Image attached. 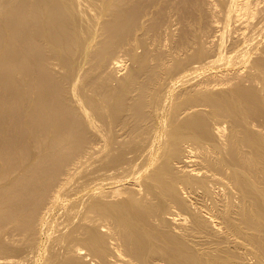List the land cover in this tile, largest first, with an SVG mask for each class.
<instances>
[{"label": "bare ground", "instance_id": "obj_1", "mask_svg": "<svg viewBox=\"0 0 264 264\" xmlns=\"http://www.w3.org/2000/svg\"><path fill=\"white\" fill-rule=\"evenodd\" d=\"M143 1L145 3V0ZM235 1L236 3L238 2L237 0ZM118 2L119 0H0V149L2 145L4 149L7 148L9 151V149L16 148L18 144L22 148L29 141L31 132L36 133V130H33L30 125L37 118V123H39L37 125L38 129L42 133L43 131L47 132L42 134V136H46L43 140L41 134V138L40 136L38 138V141L41 142L42 140L44 142L42 146L48 144L66 149L70 145H75L80 139V135L84 134L82 132H85L84 126L88 122L90 124L89 127L92 126L93 128L94 134L98 133L99 135L100 133L101 136V133H103L104 136L107 135L103 139L105 144L112 149H114L115 145L119 147L128 145V148L131 146L130 149L132 151V153L128 154H132L129 159L126 157L119 162L115 159L117 153H113L114 156L112 157L107 155L108 157L104 158L109 170L108 173L106 172V181L108 178L107 182L118 181L119 183L117 182L116 185H111L110 183V185L108 184L109 186L103 183L99 190H96L98 186L95 188L91 200L88 198L87 204L84 201L86 208L81 212L78 221L72 225H68L67 223L69 229L65 232L63 231V235L57 238V243L58 239H60V244H58L59 246L61 245L60 249L57 246V250L55 249L53 252L51 250L52 256L47 257L50 263L46 262L49 264H250L253 261L249 260L251 261L249 263L247 258L249 257L248 254L251 253L256 259L255 263L258 262L256 264H264V55H262V52L259 55L252 48L253 45L250 47L254 51L250 52V55H253L251 53L254 52L258 55H253L255 57H252L253 59L248 60V62H245L247 60L245 58V61L242 60L243 64H241L242 61L239 62L238 60L240 65L236 61L237 57L236 60L234 56L232 58L233 53L232 55L228 53L230 54L229 58L228 54L226 55L228 59L223 64L221 63L224 57L223 54L219 56L218 53V58H216V55L214 57L213 54L206 55L207 57H204V60L201 56V60L192 61L186 67V64L182 65L179 69L177 67L178 71L174 76H170L166 72L169 78L167 80L164 79L165 81H161V78L157 76L151 90L147 88L148 86H145L147 84H144L143 81L138 80L136 82L138 79V76H136L137 72L132 70L129 72V75L126 74L120 79L118 77L121 73H118L119 76L115 73L113 76L112 73L113 78L119 79L118 82L112 84L113 82H109L110 74H108L109 77L102 74V77L99 78L98 72H96L98 68L95 69L94 67L95 64L96 67H99L106 59L108 62L109 57L107 56L109 54H106L108 52H103L107 48L105 45L109 44L111 40L114 42L118 38L120 39V36L126 35L131 28L129 25L131 13H133L135 7L134 1L126 0L121 3L120 0V4ZM216 3L214 4L216 5ZM240 3V7L236 4V10L238 7L247 8L248 2L246 0H243L245 6H242V1ZM233 5L234 7L236 6L235 4ZM141 7L139 8L140 10H142ZM253 7L256 6L254 5ZM213 9L212 11H215ZM252 9L253 11L251 12H257L254 10L255 8ZM150 10L152 9H148L142 15L146 16L144 18L141 17L139 29L144 28L145 20L152 14ZM233 11L232 14L236 17H232L234 19L237 18L235 20L238 21L239 17L237 15L242 14V12L240 14L236 12V15L235 11ZM197 12L199 11L197 10ZM261 13L258 15H260L259 19L262 21ZM101 18L106 23L103 31L105 35L103 37L102 31H100L101 37L97 34L99 32H96L97 24ZM245 18L242 17L243 20ZM253 18L256 19L255 14ZM242 19L240 18V21H243ZM103 21H101L102 24ZM240 21L238 22L239 25ZM245 21L242 22L243 26L249 20L246 21V24ZM251 22L252 19L250 20ZM258 24H260V21ZM262 24L264 25V23H261L260 28H264ZM208 26L206 27L208 28ZM173 27L178 28V25L177 27ZM235 27L233 26V29ZM174 28L170 31L172 34L176 30ZM244 28L246 30V27ZM131 29L133 30V27ZM243 29L240 28V30ZM254 29H256L257 33V28L255 27ZM262 30L264 31V29ZM250 31L248 29V33ZM263 31L259 30V32ZM135 33L139 34L137 31ZM140 33L143 32L140 31ZM210 33L213 34L212 32ZM136 34L134 36L135 39L131 38V43L132 40L139 41L141 38L139 37L140 34ZM206 35L208 36L207 33ZM244 35L246 36L245 33L240 36ZM97 36L101 39L99 40ZM254 36L256 35H253L252 38ZM239 37H237L238 40L240 39ZM248 40L251 41L252 39L248 38ZM230 41L232 40L230 39ZM93 44H95V47ZM132 45L130 44L129 46L128 44V47L132 51L133 58H136L141 54ZM249 45L251 44H248L247 50L250 49ZM257 45L254 48L257 49ZM263 45L264 43L260 44L262 48H264ZM201 46L199 47L201 48ZM231 46L233 47L232 42ZM98 48L102 52H96L99 50ZM240 48L238 49L239 52L245 49V47L242 50ZM262 48L258 49L263 51ZM189 50L191 51V48ZM197 50L199 49L197 48ZM89 51H94L93 54L91 52V57L88 56L91 54H87ZM175 51L179 50L176 48ZM214 51L216 50L214 49ZM83 52H86V55L85 53L84 55L87 56L85 57L87 59L88 57L93 59L96 56L99 59L95 58L96 61L93 59L92 64L90 62L91 59L88 61L79 55H83ZM191 52L190 54L193 55L194 53ZM243 52H240V54L243 55ZM51 55L57 57L67 68L64 72L61 71L62 73L60 74H63L64 78L69 80V90L67 91L66 89L67 92H64H69L68 96L63 94L62 91L61 94L59 93L61 87H59L57 77L55 80L53 75L55 72H52L50 75L49 67L47 68V66L46 72L48 69V75L46 72L45 74L42 72L45 69L39 70L41 66L45 68L42 62L49 64L47 60L49 61V58L53 57ZM81 57L84 58L83 61ZM193 57L195 58V56ZM240 57L243 58L241 55ZM113 58L114 60L112 59L111 62H114V64L109 69L114 66L118 68L124 62H121L122 57L115 59L114 56ZM161 58L163 59V57ZM161 63H159L160 67ZM168 63L171 64L170 61ZM181 63L182 61H179L176 65L180 66ZM215 63H219L222 66L224 63H228L230 67L227 68V65L225 66L226 68L223 67L225 69L218 67L219 70L216 71L211 69L213 72L209 71L208 68L207 71L209 72L204 69L202 73L200 70L196 72L198 74L197 78L192 79L194 71L202 67L204 68V66H215ZM33 66L37 67L33 68ZM171 66L173 65L171 64ZM149 67L151 68V66ZM156 68H159V66H156ZM162 68V71L159 73L160 77L164 76L166 71L165 67L164 69ZM215 69H217V66ZM55 74L57 76V72ZM178 80L180 81L179 84L181 83L183 86L180 87L182 88L181 91L180 88L178 91L175 90ZM182 80L187 83L181 82ZM176 92L177 97L174 95ZM20 107L22 108V112L17 121L15 118L18 115L19 111L17 110ZM77 110L83 113L85 117L83 119L87 121L83 120L84 124H86L82 127L83 123L78 125L81 122L79 119L81 115ZM144 117L145 119L148 117L151 122H147V133L144 132V129V133L138 131L143 128ZM15 121L24 128L23 134L25 136L22 134V137L17 138V133H15V130L19 128L17 126H15L16 129L14 128L15 130L9 129V127L13 128ZM35 126L36 124L33 126L34 129ZM2 129H4V133H1ZM10 130L13 133H9ZM39 130L38 132H40ZM53 131L56 133H52ZM57 135L60 136V139H57ZM165 137L167 138L165 139ZM33 138L31 137L30 142ZM85 144L87 145V142ZM40 146L37 145L36 149ZM117 146H115V152ZM24 150L26 151V149ZM28 150L30 152L31 149ZM83 150H80V152ZM126 150H124L125 153ZM100 151L102 152V149ZM29 152L27 151V154ZM105 152L107 154L106 150ZM54 153L55 151H53ZM111 154L112 151L110 152ZM36 155L38 159L42 155L44 161L27 163L20 168L22 172L28 173V175L26 173L28 180H26L24 185L23 183L21 185L20 182V185H18V181L21 179L20 175L17 178L15 175V177H9L6 181L0 180V215L2 213L6 215L5 220L11 219L9 222L11 221L13 225L9 229L15 227L19 230V228L23 229L20 227L22 226L28 237L31 236L30 233L34 230L31 228L32 230L28 234L30 224L33 221L32 211L38 209V203L41 200L43 201L44 194L48 193L46 180L54 177V168L49 174L50 170L48 167L49 176L46 175L45 177L46 167L44 165L48 161H53V157L47 152L45 154L37 152ZM29 156H26V158ZM120 157H118V160ZM139 158H142L141 161H139ZM102 163L104 164V162ZM93 165L95 164L93 163ZM148 165L150 167L152 165L153 167H151L149 172H143ZM96 166L98 167V165ZM91 168H89V171ZM100 169L102 168L100 167ZM104 169L106 168L103 167ZM59 170L58 172L60 173ZM6 171L4 172L3 170L2 172L6 173ZM12 172L10 173L12 174ZM131 172L142 174L139 177L134 176L133 178H129ZM3 173H0V177ZM101 173H98V176ZM21 175L24 176V173ZM4 176L6 177L5 174ZM95 176L100 180L97 175ZM123 177L127 179L120 186V179H123ZM104 180H101L100 183L104 182ZM97 181H94L95 184ZM61 187L65 188L64 185ZM60 188L56 189V194L53 193L54 197L56 195L60 196ZM62 191L64 190L62 189ZM23 196L25 202L21 201L24 200L21 198ZM46 196H49V193ZM87 196L89 197V195ZM45 198L47 199L48 197ZM67 208L69 209L68 206ZM75 213L77 214V212ZM37 216L39 217V215ZM67 219L70 218L68 217ZM27 221H29L28 225H26ZM35 221L37 222V220ZM72 221H75V217ZM34 224L33 227L36 226ZM13 236L15 237V234ZM14 237L13 239H15ZM8 247L10 245H6V241L0 242L1 253L4 252L2 250ZM6 250L7 252L9 251V249ZM250 257L252 256L250 255ZM7 258L9 256L4 260L8 261L6 260ZM0 259L4 264L3 257Z\"/></svg>", "mask_w": 264, "mask_h": 264}, {"label": "rangeland", "instance_id": "obj_2", "mask_svg": "<svg viewBox=\"0 0 264 264\" xmlns=\"http://www.w3.org/2000/svg\"><path fill=\"white\" fill-rule=\"evenodd\" d=\"M118 1V0H117ZM126 0H121V3H123V2H125ZM131 1H134V6L136 7H134V10H133V13H131L132 15H131V18H130V27L132 28L133 27V30L130 28V30L128 31V33L126 34V35H122V36H120V39H119V41H118V39L117 40H115L114 42L111 40L110 42H109V44L107 43V45H105V46H107V48H105V50L103 51V52H108V53H106V54H109L107 57H109L108 58V62H107V59H106V61L101 65H99V67H96V64H95V69L96 68H98L97 70H96V72H98V77L100 78V77H102L101 75L103 74V75H105V76H108V74H110V77H109V82L111 83V82H113L112 84H115V82H118L119 81V79L121 78V77H123V76H125L126 74H128L129 75V72L132 70V71H136L137 72V75L136 76H138V79H137V81L136 82H138V80L139 81H143V83L145 84H147V85H145V86H148L147 88H149V90H151V88H152V85L154 86V81H156V79H157V76H159L158 78H161V81H163L164 79L165 80H167L169 77V75L171 76V75H175L176 73H177V67H178V69L179 68H181L182 67V65H184V64H186L185 65V67L186 66H188L192 61L194 62L195 60H201V58L204 60L208 55H211V54H213V56L214 55H216V58H218V55L220 56L221 54H223L224 55V57L222 58V61H221V63L223 64V62H225V60L226 59H228L229 57H230V54L232 55V53H233V55H232V58H233V56L235 57L234 59L236 60L237 58V62H238V60H239V62H241L242 60L243 61H245V58L247 59L245 62H248V60H252L256 55H260L261 54V52H262V55H264V48H262V46H260V44L262 45V43H264V37H262V36H264V31L262 30V29H264L262 26V28H260V24L261 23H264V0H253V1H251V0H246L247 2H248V6H247V8L245 7V9H244V7H241V8H239L241 5H239V4H241L240 2L242 1V3H243V0H237L238 2L236 3V1L235 0H145V3H144V1L143 0H131ZM137 1V2H136ZM211 1V2H210ZM218 1V2H217ZM219 1H220V5H219ZM142 2V3H141ZM177 2V3H176ZM186 2V3H185ZM210 2V3H209ZM217 2V3H216ZM223 2V3H222ZM225 2V3H224ZM233 2V3H232ZM119 4H120V0H119V2H118ZM139 3V4H138ZM169 3V4H168ZM172 3V4H171ZM214 3H216V5L214 4ZM149 4V5H148ZM181 4V5H180ZM233 4H237L239 7H238V11L236 10V7H237V5L234 7V5ZM258 4H259V6H258ZM139 5V6H138ZM142 7H141V6ZM169 5V6H168ZM187 5V6H186ZM220 6V8H222L221 10H220V8H219V6ZM222 5V6H221ZM232 5H233V7H232ZM256 6V7H253V6ZM150 6V7H149ZM178 6V7H177ZM242 6H245L244 5V3L242 4ZM261 6H262V8H263V10H262V8H261ZM142 8V10H140L139 8ZM144 7V8H143ZM149 7V8H148ZM182 7V8H181ZM190 7V8H189ZM257 7H259V8H257ZM147 8V9H146ZM213 8H215V9H213ZM252 8H255L254 10L255 11H257V12H251V11H253V9ZM135 9H136V11H135ZM139 9V10H138ZM148 9H152V10H150L151 12H152V14L150 15V16H148V18L145 20V22L147 23H145L143 26H144V28L143 29H139V22H140V20H142V18L141 17H145V16H142L143 14H145V12H147V10ZM164 11H163V10ZM212 9L213 10H215V11H212ZM218 10V12H217V10ZM251 9V10H250ZM257 9V10H256ZM146 10V11H145ZM185 10V11H184ZM186 10H187V13H186ZM189 10V11H188ZM197 10L199 11V12H197ZM200 10H202V11H200ZM229 10V11H228ZM235 12H234V11ZM241 10V11H240ZM244 10V11H243ZM134 11H135V13H134ZM170 11V12H169ZM180 11V12H179ZM209 11V12H208ZM232 11L234 12V13H238V14H240L241 12H242V14H240V15H237V13H236V15L239 17L238 18V21H236L237 20V18H233V17H236V16H234L233 14H232ZM240 11V12H239ZM263 13H261V12ZM142 12V13H141ZM144 12V13H143ZM191 12H192V14H191ZM244 12V13H243ZM249 12H251V13H249ZM258 12H260L261 13V18H263V20L261 21V19H259L260 18V15H258V14H260V13H258ZM136 13H137V15H136ZM172 13V14H171ZM200 13V14H199ZM209 13H210V15H209ZM228 13V15H226ZM253 13V14H252ZM256 13H258V14H256ZM160 14H161V16H160ZM191 14V15H190ZM215 14H216V17H215ZM252 14V15H251ZM254 14H255V16H256V19L255 18H253V16H254ZM158 15V16H157ZM186 15V16H185ZM218 15H219V17H218ZM222 15V17H220ZM247 15H248V18H247ZM249 15H251V16H249ZM258 15V16H257ZM154 16V17H153ZM167 16V17H166ZM208 16V17H207ZM233 16V17H232ZM241 16V17H240ZM134 17V18H133ZM177 17V18H176ZM181 17V18H180ZM198 17V18H197ZM242 17L243 18H245V20L246 21H248L249 22V24H248V22H247V24H246V21L245 20H243L242 19ZM252 17V18H251ZM257 17H258V20L260 21V24H258L259 23V21L257 20ZM105 18H106V16H105ZM155 20H154V19ZM157 18V19H156ZM183 18V19H182ZM222 19V21H221V19ZM240 18L243 20V21H240ZM250 18V19H249ZM103 18H101V20H99V22H98V24H97V30H96V32H99V33H97L100 37H101V32L100 31H102V37L105 35L104 34V28H105V24L106 23H104V21L102 20ZM107 19V18H106ZM106 19H105V22H106ZM192 19V20H191ZM218 19V20H217ZM252 19V22L250 23V20ZM255 19V21H253ZM135 20H136V22H135ZM154 20V21H153ZM185 20V21H184ZM200 20V21H199ZM225 20V21H224ZM101 21H103V24L101 23ZM156 21V22H155ZM163 21H164V23H163ZM196 21V22H195ZM213 21V22H212ZM233 21V22H232ZM240 21V25H239V22ZM245 21V24L246 25H244L243 26V23L242 22H244ZM161 22V23H160ZM173 22V23H172ZM176 22H177V24H176ZM210 22V23H209ZM258 22V23H257ZM172 23V24H171ZM182 23V24H181ZM197 23V24H196ZM199 23V24H198ZM232 23V24H231ZM234 23V24H233ZM253 23V24H252ZM257 23V24H256ZM100 24H102L101 26H100ZM160 24V25H159ZM171 24V25H170ZM174 24V25H173ZM221 24V25H220ZM241 24H242V26H241ZM251 24V26H249ZM256 24V25H255ZM148 25V26H147ZM177 25H178V28H174L173 26H176L177 27ZM183 25V26H182ZM187 25V26H186ZM205 25V26H204ZM208 25H210V26H208ZM212 25V26H211ZM235 25H236V27H235ZM239 25V27L241 28V29H243L244 27H246V30H240V28L239 27H237ZM247 25H248V29L249 30H251L249 33H248V29H247ZM254 25H255V27L257 28V33H256V29H254L255 27H254ZM257 25H259L258 27H257ZM263 25V24H262ZM146 26H147V28H146ZM150 26V27H149ZM152 26V27H151ZM163 26V27H162ZM183 28H182V27ZM206 26H208V28L206 27ZM233 26L235 27L234 29H233ZM264 26V25H263ZM136 27V28H135ZM170 27H171V29H170ZM205 27V28H204ZM252 27H254V28H252ZM138 28V30H136ZM167 30H166V29ZM172 28H174V29H176L175 30V32L172 34L170 31L172 30ZM185 28V29H184ZM204 28V29H203ZM210 28V29H209ZM230 28V29H229ZM237 28V29H236ZM103 29V30H102ZM145 29V30H144ZM160 29H161V31H160ZM180 29V30H179ZM213 29V30H212ZM261 29V31H263V32H259V30ZM165 30V31H164ZM191 30V31H190ZM202 30V31H201ZM210 30V31H209ZM221 30V31H220ZM139 32V34H140V36L139 37H141L140 39H139V41H133L132 40V43H131V38L133 39L134 38V36H135V32ZM140 31L141 32H143L144 33V35H146V36H144L143 35V33H140ZM167 31V32H166ZM204 31V32H203ZM239 31H243V32H239ZM247 33H246V32ZM203 32V33H202ZM210 32H212L213 34H211ZM216 32V33H215ZM239 32V33H238ZM254 32H255V34H254ZM163 33V34H162ZM169 34V36H168V34ZM204 33H205V35H204ZM206 33L208 34V36L206 35ZM227 34V36H226V34ZM241 33H245L246 34V36H247V38H246V36L244 35V36H240V35H243V34H241ZM261 33V34H260ZM96 34V35H97ZM139 34H136V35H139ZM167 34V35H166ZM172 34V35H171ZM222 34V35H221ZM128 35V36H127ZM133 35V36H132ZM215 35H217V36H215ZM231 35H232V38H231ZM237 35V36H236ZM240 37H239V36ZM253 35H256V36H254L253 38H252V36ZM127 36V37H126ZM226 36V37H225ZM130 39H129V38ZM197 37V38H196ZM237 37H239L240 39L238 40V38ZM244 37V38H243ZM261 37V38H260ZM97 38H99L98 36H97ZM122 38V39H121ZM193 38H194V40H193ZM241 38H243V39H241ZM248 38L249 39H252L251 41L253 42H251V41H249L248 40ZM256 38V39H255ZM262 38H263V40H262ZM101 38H99V40H100ZM135 39V38H134ZM185 39V40H184ZM198 39V40H197ZM224 39V40H223ZM230 39L232 40V41H230ZM246 39V40H245ZM255 39V40H254ZM258 39H260L259 41H258ZM98 40V39H97ZM98 40V41H99ZM130 40V41H129ZM195 40H196V43H195ZM205 40V41H204ZM233 40H235V41H233ZM257 40V41H256ZM97 41V42H98ZM118 41V42H117ZM122 41H123V43H122ZM158 41V42H157ZM187 41V42H186ZM189 41V42H188ZM199 41V42H198ZM211 41H213V42H211ZM215 41H216V44H215ZM218 41V42H217ZM227 41V42H226ZM238 41V42H237ZM243 41H245V42H243ZM256 41V42H255ZM260 41H262V42H260ZM134 42V43H133ZM177 42V43H176ZM187 44H186V43ZM211 42V43H210ZM231 42H232V45H233V47L231 46ZM237 42V43H236ZM250 42V43H249ZM255 42V43H254ZM259 42V43H258ZM193 43V44H192ZM236 44V46H235V44ZM243 43V44H242ZM251 44V45H249V50H247L246 49V47L248 46V44ZM120 44V45H119ZM128 44H129V46H130V44L136 49V51L138 52V53H140L141 55L140 56H138V57H136V58H133V54H132V51L130 50V47H128ZM196 44V45H195ZM203 44H205V45H203ZM207 44V45H206ZM212 44V45H211ZM213 44H214V46H213ZM242 44V45H241ZM245 44V45H244ZM247 44V45H246ZM258 44V45H257ZM94 45V47H95V44H93ZM176 46V48H177V50H179V51H175L176 50V48H175V46ZM185 45H187V47H185ZM193 47H192V46ZM202 45V46H201ZM211 45V46H210ZM218 45V46H217ZM227 45V46H226ZM254 45V46H253ZM255 45H257L258 47H257V49L258 48H262L263 49V51L262 50H260V49H256V48H254L255 47ZM96 46H98V45H96ZM178 46H179V48H178ZM189 46H191V47H189ZM199 46H201V48L199 47ZM204 46H205V48H206V50H205V48H204ZM250 46H253L252 48L253 49H255V51H257L258 52V54H255V52L254 53H251V54H253V55H255V56H253V55H250V52H252V51H254ZM181 47H182V49H181ZM185 49H184V48ZM195 47H196V49H195ZM212 47V48H211ZM240 47H242V48H240ZM245 47V49H243ZM263 47H264V45H263ZM119 48H121V49H119ZM191 48V51L189 50ZM197 48L200 50H197ZM218 48V49H217ZM220 48V49H219ZM237 48V49H236ZM243 49L242 51H240V52H243V55L245 54V56H243L242 54H240V52H239V50L238 49ZM99 49V48H98ZM167 49V50H166ZM169 49V50H168ZM172 49V50H171ZM174 49V50H173ZM187 49H188V51H190L191 53H194L193 55L192 54H190V52H188L187 51ZM194 49H195V51H194ZM210 49V51L208 52V50ZM214 49L216 50V51H214ZM232 49V50H231ZM81 50V49H80ZM79 50V52H81ZM97 50V49H96ZM107 50V51H106ZM183 51V52H181V51ZM228 50V51H227ZM260 50V51H259ZM98 51H100V52H102V50H97L96 52H98ZM111 51V52H110ZM127 51V52H126ZM130 51V52H129ZM206 51H207V53H206ZM78 52V53H79ZM92 52V54H93V52L94 51H91ZM91 52L89 51V52H87V54L89 53V54H91ZM96 52L94 53L95 54V56H96ZM112 52H113V54H112ZM129 52V53H128ZM170 52V53H169ZM174 52V53H173ZM180 52V53H179ZM185 52V53H184ZM249 54H248V53ZM52 53V52H51ZM84 53H85V55H86V52H83V55L82 54H79V55H81V56H83L84 58L85 57H87V56H85L84 55ZM104 53V54H105ZM172 53V55H170ZM180 55H179V54ZM219 53V54H218ZM228 53H230V54H228ZM54 54V53H53ZM92 54L91 55H88L89 57H91L92 56ZM168 54V55H167ZM183 54V55H182ZM187 54H189V55H187ZM218 54V55H217ZM228 54V58H227V55ZM237 54H240L243 58H241L240 57V55H237ZM98 55V54H97ZM118 55V56H117ZM174 55V56H173ZM205 55V56H204ZM207 55V56H206ZM248 55H249V57H248ZM51 56H53V55H51ZM100 56V55H99ZM103 56V55H102ZM115 56V59L117 58L118 59V57L119 58H121L122 60H121V62H123L121 65H122V67H121V65H119L118 66V68L117 67H113V68H110L109 69V67H112V65L114 64V62H111L112 61V59L114 60V57ZM142 56V57H141ZM173 58V60H172V58ZM193 56H195V58L193 57ZM202 56V57H201ZM83 57H81V59H82V61L84 60V58ZM88 57V59L87 58H85V59H87L88 61L91 59V58H89ZM94 57V56H93ZM106 57V58H107ZM124 57V58H123ZM139 57H141L140 59H137V58H139ZM161 57H163V59L161 58ZM205 57V58H204ZM215 57V56H214ZM237 57V58H236ZM248 57V58H247ZM253 57V58H252ZM53 58V59H52ZM95 58H97V59H99V57H95ZM95 58H93L95 61H96V59ZM100 58H101V56H100ZM111 58V59H110ZM164 58H166V59H168V60H164ZM198 58V59H197ZM81 59H80V61H81ZM93 59H91V63H92V61H93ZM110 59V60H109ZM182 59V60H181ZM58 60V61H57ZM87 60H85V62H87ZM141 60H143V61H141ZM161 60V61H160ZM164 60V61H163ZM50 61V62H49ZM49 61L47 60V62L50 64H45L44 62H42V65H44L45 66V68L43 67V66H41V64H39L40 66H41V68H39V70L41 71L42 69L44 70L45 69V71H42L44 74H45V72H46V66H47V68L49 67V71H50V75H51V73L52 72H57V76H56V74L54 73L53 75H54V77H55V80H56V77H57V82L59 83V87H61L60 89H59V93L61 94V91H62V93L63 94H65L66 96H68L67 94L69 93H64V92H67L68 90H69V80L68 79H66V78H64V75L63 74H60V73H62V72H64L65 71V69L67 70V68H65V66L59 61V59L57 58V57H50L49 58ZM52 61V62H51ZM98 61V60H97ZM110 61V62H109ZM170 61V63L173 65V66H171V64H169L168 62ZM179 61H182V63H181V65L180 66H178V65H176ZM243 61L241 62V64H243ZM99 62V61H98ZM155 62V63H154ZM156 62H157V65H156ZM162 62V63H161ZM238 62V63H239ZM159 63H161L162 65H164V66H162L161 65V67H160V65H159ZM93 64V63H92ZM106 64H108L107 66H106ZM111 64V65H110ZM188 64V65H187ZM49 65V66H48ZM127 65V66H126ZM143 67H142V66ZM153 65V66H152ZM170 65V66H169ZM174 65H175V67H174ZM227 65V68L228 67H230V65H228V63H224V65L222 66V65H219V63H215V66H204V68L202 67L201 69H197V71H194V74H192L193 75V78L192 79H196L197 78V76H198V74L196 73V72H198V71H202V73H203V71H204V69H205V71H207V68H208V70L209 71H211V69L212 70H214V71H216V70H219V68L221 67V68H223V67H225ZM239 65H240V63H239ZM39 66V67H40ZM63 66V67H62ZM98 66V65H97ZM106 66V68H104ZM149 66H151V68L149 67ZM156 66H159V68H156ZM216 66H217V69H215L216 68ZM232 66V65H231ZM35 67H37V66H33V68H35ZM61 67V68H60ZM102 69H101V68ZM127 67V68H126ZM153 67V68H152ZM154 67H155V70H154ZM163 67V68H162ZM164 67H165V69H166V71H165V75L164 76H162V77H160V72L162 71L161 70V68L162 69H164ZM173 67H174V69H173ZM184 67V66H183ZM209 67H210V69H209ZM211 67H213V68H211ZM219 67V68H218ZM121 70H120V69ZM125 68V69H124ZM149 68V69H148ZM169 68H170V70H169ZM220 68V69H221ZM226 68V67H225ZM225 68H223V69H225ZM93 69V68H92ZM99 69H101V71H99ZM117 69V70H116ZM119 69V70H118ZM203 69V70H202ZM52 70V71H51ZM114 70V71H113ZM151 70H152V72H151ZM158 70H159V72H158ZM62 71V72H61ZM116 71V72H115ZM124 71V72H123ZM173 71V72H172ZM209 71H207V72H209ZM99 72H100V74H99ZM108 72V73H107ZM166 72H168L169 73V75L166 73ZM170 72H172V74H170ZM211 72H213V71H211ZM47 75H48V69H47ZM112 73H113V76H114V73L117 75V76H119V74L121 73V75L118 77L119 79L117 80L116 78H113V76H112ZM119 73V74H118ZM157 73V74H156ZM191 73H193V72H191ZM43 74V75H44ZM156 74V75H155ZM100 75V76H99ZM82 76V75H81ZM116 76V77H117ZM150 76V77H149ZM59 77V78H58ZM153 78H155V79H153ZM58 79H59V81H58ZM65 79V80H64ZM104 79V78H103ZM149 79H150V81H149ZM191 79V80H192ZM117 80V81H116ZM153 80V81H152ZM164 80V81H165ZM65 81H67V82H65ZM145 81V82H144ZM152 81V82H151ZM151 84H150V83ZM179 80L176 82V87L178 86V88L176 89V87H175V90L176 91H178V89L180 88V87H183L182 86V84L180 83L179 84ZM181 82H184L183 80L181 81ZM153 83V84H152ZM184 83H187V82H184ZM61 84V85H60ZM117 84V83H116ZM178 84V85H177ZM68 87V88H67ZM63 89V90H62ZM66 89H67V91H66ZM181 89L182 88H180V91H181ZM175 90H174V92H175ZM179 94H182V93H180V92H178ZM178 94V95H179ZM64 95V96H65ZM174 95H176L175 97H177V92L176 93H174ZM66 96H65V98H66ZM179 97V96H178ZM67 99V98H66ZM175 105V104H174ZM74 107V106H73ZM22 108L20 107L17 111H19L18 112V115L16 116V118H15V120H17L18 121V119H19V117H20V115H21V112H22V110H21ZM76 110V109H75ZM77 112H79L78 110H77ZM79 114L81 115V117L79 116ZM79 114H78V116H79V119H80V123L78 124V121H77V124L78 125H81L82 123V125H81V127L82 126H84L85 124H84V121L83 120H85V119H83V118H85L84 116H83V113L80 111L79 112ZM148 119V117L145 119V117L143 118V128H141V129H139L138 131H141V133H147L146 132V128H147V126H148V123L147 122H150L149 121V119ZM37 118L34 120V122L32 121V124L30 125V127L31 128H33V130H36L35 132V134H34V132L32 131L31 133V137L33 138L32 140H31V142H30V139H31V137L29 138V141H27L25 144H24V146H22V148H21V146L18 144V145H16V148L14 147V149H16L15 151H14V149H9V151L7 150V148L6 149H4L3 147H2V145H1V149H3V150H1L0 149V155L1 154H3V155H1L0 156V158H1V160H0V173H3L2 171L4 170V172L6 171V173H3L2 174V176L0 177V180L1 181H6V180H8L9 179V177H12V176H16V178H17V176H19L20 175V177H21V179L18 181V185H20L19 184V182L21 183V185H22V183H23V185L25 184V182H26V180H28V177H27V175H28V173H27V175H26V173L25 172H22L21 171V166L22 165H24V164H27V163H33L34 161L35 162H38V161H44V159H42V155H40V158L38 159V158H36L37 157V155H36V153L37 152H41V153H49V155L50 156H52L53 157V161H48V163H45L44 165H45V167H46V174H45V177H46V175H48L49 176V174L51 173V171H52V169L54 168V177L56 178V180H55V178L54 177H52L50 180H46V182H47V189H48V193H49V196H46V194L48 195V193L46 192V194H44V196L45 197H48L47 199L45 198H42L43 199V201L41 200V202L40 203H38V209H36V211L34 210V211H32V218H33V221H35V220H37V222L35 221V222H31V224H30V230H28V234L30 233V231L32 230L31 228H33L34 230H32V233H30L31 234V236L30 237H28V235L25 233V231L23 230L24 229V227H22V226H20L21 228H23V229H20L19 228V230H18V228H15V227H12V229L10 228L9 229V227L11 226V225H13V223L11 222V224H10V222H9V220H11V219H9V218H6V219H9V220H5V217H6V215H4L3 213H2V215H0V223H1V225H0V229H1V231H0V242H5L6 241V245L8 244V245H10V247H8V248H6V249H9V251L7 252V250L5 249V250H2V251H4V252H2L1 253V250H0V258H2L3 257V260L6 258V257H8L9 256V258H11V259H9V258H7L6 260H8V261H5L4 260V264H49L50 262V260L48 259L49 258V256L51 257L52 256V253H51V250H52V252L56 249L57 250V246H58V248L60 249V246L58 245V244H60V239H58V243H57V238L58 237H60V235H63V233L66 231V230H68L69 229V227H68V225L70 224V225H72V224H74L75 222H77L78 221V219L80 218V214H81V212L82 211H84L85 210V208H86V204H87V202H88V198H90V200H91V198H92V193L95 191V188H97V186H98V188L96 189V190H99V188H101L102 187V185H103V183H104V185H106V186H109L110 185V183H111V185L112 184H115L116 185V183L118 182V181H116V182H107L109 179L107 178V181H106V175H107V173H108V169H107V163L105 162V159L108 157L107 155H109L110 157H112V156H114V154L113 153H117L116 154V157H115V159L119 162V161H122V159L124 160V158H126V157H128V159L130 158V156L132 155V154H130V155H128L129 153H132V151H131V149H130V147L131 146H129V148H128V145H126L127 146V148H126V146L124 147V146H121V147H119V146H117V145H115V146H117L116 147V152H115V146H114V149H112L110 146H108V145H106L105 144V141H104V137L105 136H107V135H103V133H101V136H100V133H99V135H98V133H96V134H94L93 133V128H92V126H90L89 127V125L90 124H88V122L85 120V122H87V125H85L84 126V131L85 132H82V133H84L83 135H80V139L76 142V144L75 145H73V146H69V147H67L66 149L65 148H61V147H59V146H52V145H48V144H46L45 146L47 147V149H46V147L45 146H42V145H44V142L42 141L46 136L45 135H43L42 136V134L43 133H47V132H45V131H43V133H42V131H40L39 129H38V124L39 123H37ZM145 122V123H144ZM34 123V124H33ZM151 123V122H150ZM15 124H17V125H15ZM36 124V126H35V129H34V125ZM145 124H146V126H145ZM3 126V125H2ZM5 126V125H4ZM15 126H17V127H19L18 129H16V127ZM86 126H87V128H86ZM89 127V128H88ZM16 130H15V129ZM6 129V128H5ZM9 129H14L15 130V133H17V138L18 137H22V134L24 133V128L23 127H21L20 126V124L19 123H16V121L14 122V126H13V128L12 127H9ZM20 129V130H19ZM22 129V130H21ZM90 129V130H89ZM143 129L145 130L144 132H143ZM38 130L40 131V132H38ZM150 130V129H149ZM19 132V134H18V132ZM23 131V132H22ZM91 133H90V132ZM138 131H136V133H138ZM4 133V129H2V131H1V133ZM95 132V131H94ZM9 133H13L12 132V130H10V132ZM39 133V134H38ZM52 133H56V132H52ZM140 133V132H139ZM40 134H41V136L43 137L42 138V140H41V142L40 141H38V138H39V136H40ZM88 135V136H84V135ZM24 135V134H23ZM94 135H95V137H94ZM25 136V135H24ZM41 136H40V138H41ZM82 136V137H81ZM83 136H84V138H83ZM91 136H92V139H91ZM98 136V137H97ZM56 137H58L57 139H60L59 137V135H57ZM97 137V138H96ZM101 139H100V138ZM168 137V136H167ZM167 137H165V139L167 138ZM86 138V139H85ZM94 138H96L97 139V141H95L96 139H94ZM107 138V137H106ZM82 139H84V140H82ZM90 139V140H89ZM82 140V141H81ZM101 140V141H100ZM103 140V141H102ZM163 140V139H162ZM32 141H33V143H32ZM84 141H85V143L87 142V145L88 144H90V145H88V147H87V145L84 143ZM91 143H90V142ZM29 144V147H28V144ZM78 143V144H77ZM82 143V144H81ZM94 143V144H93ZM103 143H104V145H103ZM22 145H23V143H21ZM26 144H27V147H26ZM31 144H33V145H31ZM35 144H37L38 146L39 145H41L40 147H37V149H36V146H34ZM97 144V145H96ZM102 144V145H101ZM30 146H31V148H30ZM96 146V147H95ZM26 147V148H25ZM78 147V148H77ZM81 147V148H80ZM93 147H94V149H93ZM123 147V148H122ZM19 148V149H18ZM60 148H61V150H60ZM86 148H89V149H87L86 150ZM105 148V149H104ZM127 150H126V149ZM18 149V150H17ZM24 149H26V151L24 150ZM28 149H31L30 150V152H29V150ZM83 149H85V150H83ZM93 149V150H92ZM102 149V152L100 151ZM123 149V150H122ZM128 149H129V151H128ZM6 151V153H5V151ZM38 150V151H37ZM63 150V151H62ZM80 150H83V151H81L80 152ZM105 150L107 151V154H105L106 152H105ZM110 150V152L112 151V154L110 155V152H108ZM119 150V151H118ZM124 150H126V153H125V151ZM1 151H2V153H1ZM13 151V152H12ZM23 151V152H22ZM27 151L29 152L28 154H27ZM49 151V152H48ZM53 151H55V153L53 154ZM62 151V152H61ZM84 151H85V153H84ZM87 151H88V153H87ZM95 151H96V154H95ZM104 151V152H103ZM123 151H124V153H123ZM17 152V153H16ZM33 152V153H32ZM51 152V153H50ZM65 152H67V153H65ZM78 152V153H77ZM100 152H101V155H100ZM5 153V154H4ZM9 153V154H8ZM25 153V154H24ZM65 153V154H64ZM82 153V154H81ZM8 156H7V155ZM16 154V155H15ZM29 154H31V156H29ZM56 154V155H55ZM59 154V155H58ZM86 154H88V155H86ZM104 154V155H103ZM119 154H120V156H122V157H120L119 156ZM126 154V155H125ZM10 155H12V156H10ZM18 155V156H17ZM33 155V156H32ZM54 155V156H53ZM58 155V156H57ZM63 155V156H62ZM78 155V156H77ZM91 155V156H90ZM96 155H97V157H96ZM102 155H103V157H102ZM106 155V156H105ZM125 155V156H124ZM6 156V157H5ZM14 156V157H13ZM15 156H16V160H15ZM26 156H29L28 158H26ZM35 156V157H34ZM45 156V155H44ZM67 156H68V158H67ZM70 156V157H69ZM85 156H87V157H85ZM120 157L119 158V160H118V157ZM124 156V157H123ZM39 157V156H38ZM56 157H60L59 159L58 158H56ZM76 157H78V158H76ZM90 157V158H89ZM101 157V158H100ZM8 158V160H6ZM23 158H24V162H23ZM32 158V159H31ZM46 158V157H45ZM62 158V160H60ZM65 158H66V160H65ZM80 158V159H79ZM87 158V159H86ZM105 158V159H104ZM13 159H14V162H13ZM25 159H27L26 160V162H25ZM42 159V160H41ZM68 159V160H67ZM75 159H76V161H75ZM100 159V160H99ZM141 159L142 158H139V161H141ZM60 160V161H59ZM85 160H86V163H85ZM88 160V161H87ZM5 163H4V162ZM31 161V162H30ZM79 161V162H78ZM83 161H84V166H83ZM9 162V163H8ZM50 162V163H49ZM102 162H104V164L102 163ZM6 163H7V165H6ZM16 163V164H15ZM19 163V164H18ZM51 163H52V167L50 168V166H51ZM81 163H82V165H81ZM88 163V164H87ZM93 163L95 164V165H93ZM101 163V164H100ZM18 164V165H17ZM47 164V165H46ZM78 164H79V166H78ZM6 165V166H5ZM65 165V166H64ZM96 165H98V167L96 166ZM102 165V166H101ZM106 165V166H105ZM17 168H15V167ZM55 166V167H54ZM69 168H68V167ZM79 168H78V167ZM110 166V165H109ZM47 167H48V169L50 170V172H49V174H48V169H47ZM63 167V168H62ZM75 167V168H74ZM92 167V168H91ZM100 167L102 168V169H100ZM103 167H105L106 169H104L103 170ZM150 167V165H148L147 166V170L145 169L143 172H149L150 171V169H151V167H153L152 165H151V167ZM5 168H6V170H5ZM19 168V169H18ZM57 168V169H56ZM88 168V169H87ZM89 168H91V170L89 171ZM99 170H98V169ZM15 169V170H14ZM58 169H60L59 171H60V173L58 172ZM14 170V171H13ZM73 170V171H72ZM81 170V171H80ZM105 170H107V171H105ZM13 171V172H12ZM62 171V172H61ZM70 171H72V172H70ZM85 171V172H84ZM89 171V172H88ZM91 171H93V172H91ZM96 171V172H95ZM8 172V173H7ZM10 172H12V174L10 173ZM33 172V171H32ZM55 172H56V174L59 176H57L56 174H55ZM65 172V173H64ZM91 172V173H90ZM102 172V173H101ZM107 172V173H106ZM22 173H24V176L23 175H21ZM34 173H36V172H34ZM96 173V174H95ZM98 173H101V174H99V176H98ZM133 175H132V174ZM129 175H127V176H129V178H133L134 176H136V177H139L142 173H139V172H131ZM4 174L6 175V177L4 176ZM65 175V177H63L64 175ZM67 174V175H66ZM71 174V175H70ZM88 174V175H87ZM91 174H93L94 175V177H93V175H91ZM135 174V175H134ZM7 175H8V177H7ZM95 175H97L98 176V178L100 179V180H98L97 179V177L95 176ZM14 176V177H15ZM67 176V177H66ZM70 176V177H69ZM85 176V177H84ZM90 176V177H89ZM126 176V177H127ZM44 177V178H45ZM75 177V178H74ZM27 178V179H26ZM59 178V179H58ZM62 178V179H61ZM63 178H64V180H63ZM83 178V179H82ZM95 178V179H94ZM23 179H25V180H23ZM76 179H78V180H76ZM81 179V180H80ZM93 179V180H92ZM105 179V180H104ZM125 179H127V178H125ZM124 179V177H123V179H120L121 180V182H120V186H121V184H123V181L125 180ZM42 180V179H41ZM67 180V181H66ZM79 180H80V183H79ZM92 180V181H91ZM98 180V181H97ZM103 181L104 180V182H101L100 183V181ZM119 180V181H120ZM0 181V182H1ZM74 181V182H73ZM82 181V182H81ZM83 181H84V183H83ZM97 181V183L95 184V182ZM45 182V181H44ZM64 182H66V183H64ZM89 182V183H88ZM91 182V183H90ZM106 182H107V184H106ZM98 183H100V184H98ZM119 183V182H118ZM73 184V185H72ZM75 184V185H74ZM87 184V185H86ZM95 184V185H94ZM109 184V185H108ZM62 185H64V187L65 188H60V186H62ZM84 185V186H83ZM123 186V185H122ZM52 187V188H51ZM74 187H75V189H74ZM52 190H51V189ZM60 188V190L59 191H61V193H60V196H57L56 195V197H54L53 195V193H57V190L56 189H59ZM69 188V189H68ZM62 189L64 190V191H62ZM71 189V190H70ZM73 189H74V191H73ZM52 192H51V191ZM54 190V191H53ZM58 191V192H59ZM91 191V192H90ZM51 192V193H50ZM63 192H64V194H63ZM50 195H51V197H50ZM87 195H89V197L87 196ZM61 196H62V198H61ZM72 196V197H71ZM21 198H23L24 200H21V201H24L25 202V198H24V196L23 197H21ZM52 198V199H51ZM54 198V199H53ZM56 198V199H55ZM80 198H81V200H80ZM84 200H83V199ZM78 199V200H77ZM86 199V200H85ZM54 200V201H53ZM56 200V201H55ZM82 200H83V202H82ZM20 201V200H19ZM44 201H45V203H44ZM51 201H53V202H51ZM61 201V202H60ZM77 201H78V203H77ZM84 201L86 202V204H84ZM27 202V201H26ZM80 202V203H79ZM50 203V204H49ZM53 203V204H52ZM82 204H83V206H82ZM48 205V206H47ZM61 207H60V206ZM70 205V206H69ZM67 206L69 207V209L67 208ZM85 206V207H84ZM42 207V208H41ZM77 207H78V209H77ZM41 208V212L40 211H38L39 209ZM60 208V209H59ZM65 208V209H64ZM74 208H75V210H74ZM80 208V209H79ZM67 209V210H66ZM82 209V210H81ZM84 209V210H83ZM80 212H79V211ZM67 212V213H66ZM72 212V213H71ZM75 212H77V214L75 213ZM79 213V214H78ZM42 214V215H41ZM69 214V215H68ZM73 214H75V215H73ZM37 215H39V217L37 216ZM77 215H79V216H77ZM67 216V217H66ZM1 217H2V219H1ZM8 217V216H7ZM9 217L11 218V216L9 215ZM39 219H38V218ZM41 217V218H40ZM70 218V219H67V218ZM74 217H75V221L73 222L72 220L74 219ZM35 218H37V219H35ZM73 218V219H72ZM72 219V220H71ZM70 220V221H69ZM6 221H7V223H6ZM39 221V222H38ZM69 222H71V223H69ZM27 223H29V221H27L26 222V225H28ZM36 224V226L35 227H33V224ZM67 223H68V225H67ZM3 224V225H2ZM34 224V225H35ZM67 225V226H66ZM7 226V227H6ZM32 226V227H31ZM3 228V229H2ZM65 228V229H64ZM15 229V230H14ZM16 232H14V231ZM21 230V231H20ZM37 230V231H36ZM7 231V232H6ZM64 231V232H63ZM4 232H5V234H4ZM9 232V233H8ZM22 232V233H21ZM7 233H8V236H7ZM12 233H13V235L15 234V237L12 235ZM20 235H19V234ZM24 234V235H23ZM38 234V235H37ZM58 234V235H57ZM11 235V236H10ZM19 235V236H18ZM34 235V236H33ZM10 236V237H9ZM23 236V237H22ZM55 236V237H54ZM13 237L15 238V239H13ZM20 237V238H19ZM28 237V238H27ZM32 237V238H31ZM34 237V238H33ZM36 237H37V239H36ZM13 240H12V239ZM36 239V240H35ZM16 240V241H15ZM34 240V241H33ZM48 240V241H47ZM54 240H56V241H54ZM14 241H15V243H14ZM26 242V243H25ZM56 243V244H55ZM35 244V245H34ZM55 244V245H54ZM33 245V246H32ZM48 245V246H47ZM30 246H31V248H30ZM51 246V247H50ZM23 247H24V249H23ZM28 247V248H27ZM32 247H34V248H32ZM52 247H54V248H52ZM14 248V249H13ZM37 248V249H36ZM46 248H47V250H46ZM16 249H18V250H16ZM20 249V250H19ZM23 250V252H22V250ZM33 249V250H32ZM25 250V251H24ZM46 250V251H45ZM31 251H32V253H31ZM3 253H5L4 255H3ZM8 253V254H7ZM32 254H33V256H32ZM49 254V255H48ZM51 254V255H50ZM249 255V259L247 258V261L250 263L251 261H253L252 263H255V261H256V259L254 258V256L251 254V253H249L248 254ZM250 255L252 256V257H250ZM12 256V257H11ZM28 259H27V258ZM48 257V258H47ZM31 259V260H30ZM51 259V258H50ZM1 260V259H0ZM2 260V261H3ZM10 260V261H9ZM30 260V261H29ZM49 260V261H48ZM249 260H251V261H249ZM45 261V262H44ZM46 261H48V262H46ZM9 262V263H8ZM35 262V263H34ZM252 263H250V264H252ZM256 263H258V262H256ZM255 263V264H256ZM0 264H3V262H1L0 261ZM167 264H173V263H167Z\"/></svg>", "mask_w": 264, "mask_h": 264}]
</instances>
